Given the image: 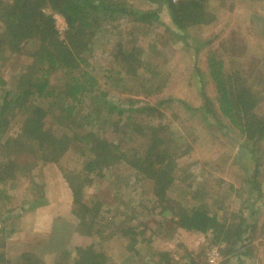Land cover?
<instances>
[{"label":"rangeland","instance_id":"obj_1","mask_svg":"<svg viewBox=\"0 0 264 264\" xmlns=\"http://www.w3.org/2000/svg\"><path fill=\"white\" fill-rule=\"evenodd\" d=\"M125 1L134 9H159L145 0ZM209 9L215 20L186 30H177L165 11L151 26H141L128 17L105 25L93 40L89 61L109 98L121 104L125 115L131 108L134 115L142 106L158 108L159 128L165 127L167 146L175 148L173 173L184 177L182 187H174V196L179 193L186 204L215 213L226 224L242 219L254 225L243 236L248 240L244 256L225 254L224 244L215 243L210 231L199 234L179 227L171 213L157 205L151 185L123 164L117 165L114 173H106L105 178L81 176L82 203L92 213L83 217L81 207L75 212L73 194L63 175L84 173L85 157L79 155L75 145L59 163L43 164L18 181L0 185L4 190L0 192V214L7 206L30 205L40 194L35 183L44 185L42 191L48 201L7 223L4 233L8 239L0 250L14 259L17 252H33V244L40 237L50 242L36 251L45 264H73L77 248L91 245L104 256L106 264H264V137L254 145V151L253 141H247L225 118L216 121L210 115L206 117L205 110L198 111L205 96L217 109L206 68L211 52L224 60L227 73L241 69L249 84L264 96V0H213ZM54 17L63 38L66 23L59 14ZM119 45L142 49L147 65L144 78L140 76L142 85L105 83L111 55ZM17 59L2 67L8 89L15 85L28 60L26 56ZM200 81L205 82L204 91ZM256 111L264 121V101ZM137 115L134 120L143 128L132 126V140L147 147L148 131L144 127L154 120L149 115ZM9 119L1 142L18 132V110ZM258 160L261 165L254 176L257 186L252 189L249 181ZM95 205L99 206L96 213ZM90 224L93 227L88 231ZM10 227L17 229L11 236ZM123 229L129 232V238L121 234Z\"/></svg>","mask_w":264,"mask_h":264},{"label":"trees","instance_id":"obj_2","mask_svg":"<svg viewBox=\"0 0 264 264\" xmlns=\"http://www.w3.org/2000/svg\"><path fill=\"white\" fill-rule=\"evenodd\" d=\"M145 1L159 9H134L125 0H0V135L9 125L14 110L21 116L16 135L5 142L0 139V185L18 181L43 164L59 163L71 145H75L79 155L85 157L84 173H63L73 194L75 212L81 207L83 217L92 213L88 205L82 203L80 191L84 184L79 182L80 177L105 178L106 173H114L116 166L123 164L151 185L157 205L171 213L179 227L199 234L210 231L215 243L224 244L225 254L235 252L234 255L244 256L243 249L248 240L243 236L246 229L254 225H248L242 219L236 224H226L217 214L186 204L179 193L181 199L174 196V187H182L184 177L173 173L175 148L167 146L169 137L166 133L163 135L165 127L159 128L158 108L142 106L135 115L131 108L125 115L121 104L109 98L90 64L95 36L103 26H110L120 19L128 17L141 26H151L159 19L160 12L165 11L177 30H186L209 24L216 18L209 9L213 0ZM55 14L62 16L66 23L63 38L56 28ZM142 55L138 46L127 49L119 45L111 55L104 75L105 83L123 81L142 85L141 77L144 78L147 68ZM23 56L27 57V63L15 85L8 89L2 67ZM194 66L198 71V65ZM206 68L217 109L211 107L213 101L205 96L198 111L205 110L204 115H210L216 121L225 118L228 125L236 128L247 141H253L252 146L256 145L264 137V121L255 112L264 101L263 94L249 84L241 69L227 73L224 60L213 52L207 58ZM200 83L204 91L205 82ZM137 114L149 115L154 120L144 127L148 131L147 147L136 145L132 140L135 133L132 126L133 129L143 128L142 123L134 120L139 117ZM252 150L255 151V146ZM260 165V160L255 162L249 181L252 189L257 186L254 176ZM35 187L40 194L35 195L30 205L7 206L4 214H0L1 248L8 239L4 231L10 220L47 203L42 191L44 185L35 183ZM186 189L190 192L188 185ZM98 210L99 206L95 205L93 212ZM92 227L90 224L88 231ZM10 228L9 236L17 230ZM121 234L129 238L126 229L121 230ZM45 239L38 237L33 252H17L14 259L1 249L0 264H45L36 252L40 245L50 243L49 238ZM77 252L73 264L107 262L92 245L77 248Z\"/></svg>","mask_w":264,"mask_h":264},{"label":"crops","instance_id":"obj_3","mask_svg":"<svg viewBox=\"0 0 264 264\" xmlns=\"http://www.w3.org/2000/svg\"><path fill=\"white\" fill-rule=\"evenodd\" d=\"M47 203H48V201H47ZM39 208V207H38ZM38 208H36V209H38Z\"/></svg>","mask_w":264,"mask_h":264}]
</instances>
